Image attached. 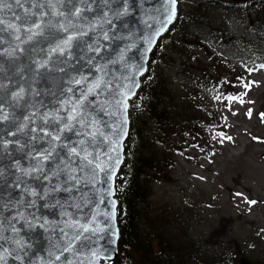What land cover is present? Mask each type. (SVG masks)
<instances>
[{"label": "water", "instance_id": "1", "mask_svg": "<svg viewBox=\"0 0 264 264\" xmlns=\"http://www.w3.org/2000/svg\"><path fill=\"white\" fill-rule=\"evenodd\" d=\"M6 2L0 264H106L119 252L115 178L125 157L130 99L151 48L176 18L177 0L175 6L171 0ZM85 153L93 164L82 159Z\"/></svg>", "mask_w": 264, "mask_h": 264}, {"label": "rangeland", "instance_id": "2", "mask_svg": "<svg viewBox=\"0 0 264 264\" xmlns=\"http://www.w3.org/2000/svg\"><path fill=\"white\" fill-rule=\"evenodd\" d=\"M223 1L177 0L154 47L174 92L155 145L172 161L145 174V222L172 219L174 232L235 250L229 264H264V27L251 16L257 1Z\"/></svg>", "mask_w": 264, "mask_h": 264}, {"label": "trees", "instance_id": "3", "mask_svg": "<svg viewBox=\"0 0 264 264\" xmlns=\"http://www.w3.org/2000/svg\"><path fill=\"white\" fill-rule=\"evenodd\" d=\"M237 1L223 2L233 5ZM246 1H257L251 16L262 22L264 27V0ZM156 44L149 55L147 69L141 76L142 83L129 103L130 127L124 144L128 156L125 155L115 178L119 202V252L111 264H229L237 257L235 250L205 246L193 236H188L185 230L174 232L170 228L173 221L169 218L162 224L152 222L150 228L145 222L144 205L151 191L149 176L145 174L150 173L148 169L151 170V167L164 169L172 161V157L169 159L170 147L155 145L156 139L165 130L164 123L169 122L167 118L172 116L166 98L174 97L162 70H155L158 57V47L154 49ZM152 116L161 121L159 127L151 125ZM165 159L166 163L162 165Z\"/></svg>", "mask_w": 264, "mask_h": 264}, {"label": "snow or ice", "instance_id": "4", "mask_svg": "<svg viewBox=\"0 0 264 264\" xmlns=\"http://www.w3.org/2000/svg\"><path fill=\"white\" fill-rule=\"evenodd\" d=\"M13 2H14L16 5H18V6H20V7H23V5H22V3H21V0H13ZM48 3L51 4V0H48ZM171 3H172L173 6H175V4H176V0H171ZM34 6H39V5H34ZM10 7H11V4L7 3L6 0H0V11H3L5 8H10ZM80 11H81L80 9H77V10L75 11L74 15H77V16H78V15L80 14ZM56 14L63 15V13H56ZM173 15H174V13H173ZM17 19H19V17H17ZM170 21H171V17H169V22H170ZM4 23H5L4 20H3L2 18H0V25H4ZM7 27H8V28H14L15 26L12 25V24H8ZM35 27L38 28L39 25H35ZM0 30H3V29H0ZM29 31H31V29H29ZM72 39H74V37H73V36H69L68 40L66 41V44H69V45H70ZM77 83H79V81H77ZM95 87H96V88H99L100 85L97 84ZM245 87H248V85H245ZM89 94H92V90H90ZM74 110H75V109H74ZM248 115H249V116L252 115L251 111H249ZM262 116H264V114H262ZM4 119H7V117L5 116ZM71 119H75V117L73 116V117H71ZM46 135H49V133H46ZM53 139H54V140H59L60 137H58V136H54ZM8 143H10V142H4V146L7 147V144H8ZM83 143H84V142L81 141V144H83ZM70 152H71L72 155H74V156H80V153L76 150L75 147L71 148V149H70ZM48 155H50V153H49ZM48 155H45V156L43 157V159H48ZM89 155H90V154L85 153V155H83L82 159L85 160V161H87V163H88L89 165H91V164H93V161L89 159ZM95 168H98L100 171H104V168L101 167L100 164H96V165H95ZM237 195H240V194L238 193ZM248 203H250V204H255L256 201H248ZM2 239H4V237H3L2 235H0V240H2ZM17 243H19V242H17ZM70 250H71V247H70V246H69L68 248H65V249H64V251H70ZM59 259H60V256H56V260H59ZM3 260H4V257H3V256H0V261H3Z\"/></svg>", "mask_w": 264, "mask_h": 264}, {"label": "bare ground", "instance_id": "5", "mask_svg": "<svg viewBox=\"0 0 264 264\" xmlns=\"http://www.w3.org/2000/svg\"><path fill=\"white\" fill-rule=\"evenodd\" d=\"M152 48H153V47H152ZM152 48H151V49H152ZM150 53H151V52H150Z\"/></svg>", "mask_w": 264, "mask_h": 264}]
</instances>
